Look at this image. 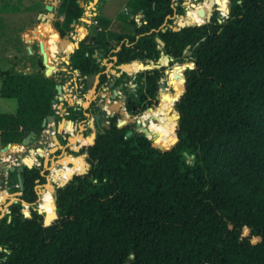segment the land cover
I'll list each match as a JSON object with an SVG mask.
<instances>
[{"label": "trees", "instance_id": "1", "mask_svg": "<svg viewBox=\"0 0 264 264\" xmlns=\"http://www.w3.org/2000/svg\"><path fill=\"white\" fill-rule=\"evenodd\" d=\"M90 1L60 0L63 19L52 23L63 42L83 31L71 57L83 77L99 72L95 49L83 46L91 28L80 21V5ZM213 1L185 11L179 25L190 27L180 31L162 26L181 12L172 0L137 2L144 11L142 37L113 55L123 65L156 61V37L176 62L190 51L174 92L168 85L152 110L142 106L134 123L145 136H127L132 127L117 119L103 132L78 136L87 157L55 162L54 177L38 187V209L49 200L47 212L18 202L0 220V264H264V0H216L213 11L220 13L232 2L221 24L215 17L206 23L205 8ZM54 47L57 54L64 44ZM38 67L30 74L0 71V97L17 104L14 114H0L4 146L21 144L30 131L39 136L43 120L54 115L57 83L44 76L42 58ZM163 69L139 73L132 115L140 113V103L152 106ZM106 82L103 74L100 83ZM179 92L178 142L162 149L174 139ZM75 113L69 109L70 120ZM67 167L71 180L56 191L67 182ZM21 177V199L34 204L36 180L45 178L37 167H24Z\"/></svg>", "mask_w": 264, "mask_h": 264}, {"label": "rangeland", "instance_id": "2", "mask_svg": "<svg viewBox=\"0 0 264 264\" xmlns=\"http://www.w3.org/2000/svg\"><path fill=\"white\" fill-rule=\"evenodd\" d=\"M173 1H174L173 7L175 9L176 7L180 8L181 12L172 17H168V19L171 21L166 22L165 26L172 30L178 28V25L180 24V16H182L185 13V11H189L190 7H195V6H190L189 8L187 7L188 1L194 2L195 0H173ZM123 2L125 3L127 2V0H105L104 4H101L99 0H91L87 4L81 3L80 5L84 9V15L80 19V21L88 24L91 28V31L84 39L85 41L83 43V46H85L86 48L95 49L93 57L96 59V62H98L99 64V69H100L99 72L103 70L107 75V84L106 85L104 84L102 86L104 87L105 91L103 90V88H100V91H104L109 94L111 89L108 84L114 80L113 79L114 77L115 78L119 77L118 74H120V70L123 69L127 73H125L126 76H124L123 73H121L116 83H119L120 81H122L121 80L122 78H125L126 79L125 90L130 93L133 92L134 88H136V83L133 78L138 73L142 72L141 70L135 72L130 68L117 67V64L113 62V56H112L113 51L110 49V46L108 45L106 48L104 47V45L108 44L109 41L111 42L112 37L108 32V28L112 21V18L114 17L115 14L118 13V10L122 7ZM201 2L202 1H200V3ZM229 2L231 8L232 2L231 1ZM59 3L60 0H0V38L2 37L5 39H10V37H13L11 39V42L6 41L4 45V48L7 50L6 51L7 54L0 57V71L10 70L14 74L34 73L33 69L38 67V62L41 59L38 50V42L42 41L44 51L47 56V63L53 67V72L57 74V78L60 80L61 84L64 83V80L66 79L69 80V84L71 83L72 85V86L69 85L70 88L69 92H71L74 95V100L79 102H85L89 99L92 100L93 98L91 99L89 95L92 94L93 88L95 86H93L90 90L89 84L85 82L87 80L92 82V80L88 76L83 77L82 75H80L78 71L72 68V63H71V57L76 50V48H74L73 45L77 44L78 47H80V44H82L83 42L81 31L77 29L76 32L70 34V41L63 42L56 36V33L52 29V23L55 22L57 19L62 20L63 17L58 18V13H57L55 19L51 22V28L49 26H48L49 28L45 26L40 18V16L47 13L45 10L46 5H52L54 7V10L57 12ZM99 4L101 6L97 10V6ZM212 17H217V14L213 12ZM177 18L178 21L176 22ZM138 20H141L139 13L136 16L135 22H140ZM142 20H143V13H142ZM73 26L74 24L71 25V27ZM27 34L34 36L33 40H30ZM55 41L63 42L64 47L66 48H68L69 45H72L71 46L72 49L68 48L66 52H62V53L60 52L59 54H56V48L54 47ZM28 48H30L31 53H29ZM10 49H12V51H10ZM54 56L56 57L53 58ZM189 59H190L189 56H187V54L185 53L184 56L182 57L181 60L182 62L181 61L176 62L174 60L173 62H170L169 65L164 66L163 76L159 80V84L166 87H168L169 85V87L171 88L169 83L170 80L168 76L171 68L175 65H185L186 63H188ZM59 71H63L65 73L64 76L59 74ZM1 83H2V78H0V86ZM159 90L160 89H158V92ZM170 91L171 93L174 92L172 89ZM158 92L155 100L152 101V106L146 103L142 104L145 110L148 109L149 107L152 108L155 107L158 101L157 99ZM102 96L106 97V95H103L101 93L98 94L95 103H101L103 100ZM174 99L175 97L173 98V100ZM16 107H17L16 102L14 100H7L0 97V114H13L16 111ZM52 108H53V104H52ZM174 109L176 110L175 102H174ZM107 110L108 113L110 114L111 110L108 107ZM125 114H127L128 117L133 116L128 112H125ZM89 115L90 118L93 116L90 113ZM116 116L118 122L123 121L124 118L123 116L118 114ZM79 124H81L84 128H86V126L83 123H81V121L78 120L77 125ZM125 124H127V122H125ZM130 126H134V125H130ZM46 129L44 130L43 128V131L37 137L43 136V134H45V136L48 137L45 136L43 137L47 139V142L44 141L43 143L39 144L38 143L39 140L36 138L35 140L32 141L29 147L35 146L37 144H39V146L42 149H47L49 148V146H56L54 142L53 144L51 143L52 140H50L49 138L50 134L46 131ZM82 131L83 130L75 131L74 135H77L79 132L81 133ZM60 136H58V139L60 140L61 143H64V140L60 139ZM77 141L79 142V140ZM84 145L85 143L78 151L69 149L67 145V147L63 148V150L55 152L54 155L51 157L45 155L44 157H47L51 161L50 165H48V168L51 167L53 162H57L66 156H68L73 160L80 158L81 161H83L85 159L84 158L85 148L83 147ZM3 148L4 145L0 142V167L2 169H4L3 166L18 167L22 165V160H17L16 154L18 152H24V150L26 149H24L23 151H20V149L14 151L11 150L10 148L5 152H1ZM39 159L41 160V157ZM38 165L39 163H37L36 166ZM69 165L73 166L72 163H70ZM85 166L88 167L89 165L86 164ZM48 168L43 171V174L46 176L45 178L50 177L52 174ZM4 176L7 177L5 170H4ZM43 185L44 183L43 184L37 183V185L35 186L36 191L38 192V187ZM8 194L11 195L8 196ZM14 194H15L14 190L9 191L4 186L0 187V197L3 195L7 197L5 201L0 200V216L2 215L4 217L5 215H8L10 213L9 207L11 205L8 206V202L9 199H12L14 197ZM48 201L49 200H46L43 204H41L42 208H46L45 203ZM38 202L36 201L34 204H30L29 207L33 206L34 209L37 211L39 207ZM29 207H25V208H29ZM1 209H3L2 212Z\"/></svg>", "mask_w": 264, "mask_h": 264}, {"label": "water", "instance_id": "3", "mask_svg": "<svg viewBox=\"0 0 264 264\" xmlns=\"http://www.w3.org/2000/svg\"><path fill=\"white\" fill-rule=\"evenodd\" d=\"M228 0H226L227 2ZM45 10H46V14L40 16L42 22L44 25H47L51 28V22L55 19V16L57 14V12L54 10V7L52 5H46L45 6ZM227 12L228 14H230V8L227 9ZM181 17V16H180ZM212 18V15L208 18L207 22L206 23H209L210 20ZM229 18L228 17H224V16H220V12L217 11V17H216V20L218 23H225L226 20ZM204 23V24H206ZM203 24V25H204ZM163 27L165 26V24L162 25ZM202 26V25H200ZM186 27H190L189 25H178V28L176 29H173V31H180L181 29L183 28H186ZM191 27H199V26H191ZM81 40V39H80ZM155 41L156 43L159 45L158 46V49L160 50V56L159 58L156 60V61H152V60H147L145 62H141V61H137V63H142V65L144 66L142 68L141 71H152V70H160L161 68H163L164 66H167L169 64V62H173L174 59L170 56H168L167 54H165L164 52V47H165V43L159 38V37H156L155 38ZM60 43H63V42H60ZM74 48H78V45L75 44L73 45ZM189 47H187L188 49ZM38 50H39V54L42 58V66H43V74L45 77L49 78H54V80H56L58 82V84L55 86V90H56V96L54 97L53 99V103H55V101L59 102V106H57V109L60 110V121H56V116L55 115H50L48 117H46L43 122H42V128H44V130L46 128H49V129H46V131L50 134L49 138L50 140H52L56 146H53L51 148L48 149V154L46 155H54V153L58 150H63L64 147H67L68 145V148L71 149L69 147V144L72 143V138H73V135L75 133V124L72 120H66L65 116L67 115L66 114V109L63 108V105L64 103L66 102L68 105L70 106H74V105H78V106H81L82 108H88L89 105H90V99L85 101V102H75L74 100V97H73V94L71 92H68V90L66 89H63L62 85H60V81L59 79L56 77V75L54 74V72L52 73V69L53 67L50 66L48 63H47V56H46V53L44 51V47H43V43L42 41H39L38 42ZM28 51L29 53H31V50L30 48H28ZM185 53L187 54V56H190L191 55V52L190 51H185ZM162 58H166V63L165 64H162L161 63V59ZM114 60H116V58L114 57ZM149 63V64H148ZM122 66H126V65H120V67ZM186 65H175L171 68L168 76H169V80H171V83H173L174 81H177V78H176V74L180 71H183L186 69ZM38 71L40 72V69L39 67L37 68H34L33 69V72L35 71ZM64 74V73H63ZM98 74H95V75H90V79L92 80H98ZM66 82H68L66 80ZM69 86V83H67L65 85V87L68 88ZM162 85L160 84V87ZM118 93L115 91L114 92V95L116 96ZM94 96V88H93V92L91 94V99L93 98ZM181 96V92L178 93V95L175 97V99H178L179 97ZM175 99L173 100L175 102ZM122 101L124 102V97L122 96ZM107 103V99L105 100V104L104 103H101L99 104L100 105V108H101V112L100 114H95L94 117L96 119V124L99 128H102V127H106L107 129H109V124L107 123V117H108V111L105 107ZM110 110H111V114L109 116H113L115 113L121 115L124 117V114H125V111L124 109H118L119 108V105L116 103V104H113L112 106H109L108 107ZM149 110H152V107H149L148 108ZM95 110H98V108H96ZM176 114H177V124H176V127L174 129V139L172 141V143L169 145V144H164L163 146H166V147H160L162 149H168V148H171L173 146H175L178 142V134H177V131H178V121L180 120V113L175 110ZM86 116H90L88 113H86ZM134 120H135V116H131L129 118H126L124 117L123 118V122H127L128 125H134V132L135 133H143L144 136L146 134V130L145 129H142V132L139 131V123H134ZM79 130H85V128L79 124ZM89 126L91 128H93V122L92 120L90 119L89 120ZM142 127V126H141ZM94 132V131H92ZM133 134V131H129L127 133V136H131ZM64 136L66 137V140H67V144L64 146L62 144H60L59 140H58V136ZM79 137H81L82 139H86V137L84 136L83 133H78L77 134ZM43 136H45V134H43ZM43 136H40V137H37V135L33 132V131H30L29 133H25L24 135V138L23 140L21 141V144H20V151H23L24 149V152H18L16 154V158L17 160H22L23 161V166L28 168V169H31L33 166H36L37 163H39V159L37 158L38 156H41L42 155V152L44 153V151L40 148L39 144L43 143L44 141L47 142V139H45ZM45 137H48V136H45ZM38 139V143L37 145H35L34 147L32 148H29V145L32 143L33 140L35 139ZM146 138V137H145ZM148 139V138H147ZM149 140V139H148ZM154 144V143H153ZM156 145V144H155ZM77 150L78 151L81 147H82V144L81 143H78L77 145ZM169 146V147H168ZM12 147V144H7L6 146H4V148L1 150V152H5L6 150L10 149ZM21 153V154H20ZM183 155L185 156V158L187 160H192L191 163L193 164V159H194V156H190L188 155L187 153H183ZM87 157V154L85 153L84 154V158ZM51 161L47 158V157H44L43 158V162H42V166L45 169L48 168V165H50ZM23 166H18L17 168H15L14 166H3L4 169L8 172H12V171H16L17 173V180H18V183H19V188L21 190H23V181H22V177H21V173L23 171ZM42 176L45 178L46 176L43 174V171L41 172ZM2 176V174H0V177ZM71 180V178H70ZM70 180L68 182H66L65 184H62L61 186H58L56 188V191L57 189L59 188H62L64 187L66 184H68L70 182ZM45 185H48V178H45V183L43 186ZM35 191H36V188H35ZM56 191H55V194H56ZM36 194L38 196V199H37V202L39 200V194L38 192L36 191ZM11 194H8V196H10ZM19 196H21V193L20 192H17L14 194V197H13V200L9 199V202H8V206L12 205V204H15V203H18L20 202L24 207H29L30 204L27 203L26 201L18 198ZM3 197H5L3 199ZM1 200L5 201L7 199L6 196H1L0 197ZM38 211V214H41L40 211L37 209ZM3 218V216L1 215L0 216V220Z\"/></svg>", "mask_w": 264, "mask_h": 264}, {"label": "flooded vegetation", "instance_id": "4", "mask_svg": "<svg viewBox=\"0 0 264 264\" xmlns=\"http://www.w3.org/2000/svg\"><path fill=\"white\" fill-rule=\"evenodd\" d=\"M138 1L142 2V0H127V2H125V3L123 2L122 7L118 10V13L115 14L114 17L112 18V21H111V23L109 25V28H108V32L110 33L112 39H111V42L110 41L108 42V45L110 46V49L113 51V54L116 53V52H118L119 50H121V48H122L123 45H126V46H134V44L136 43V41L139 40L142 37V32L140 30L142 29V13H144V11L142 10V8H138V5H137V2ZM172 2H173V5H172V7H173L174 6V1L172 0ZM101 4H104V3H101ZM100 6H101L100 4L97 6V10L100 8ZM173 9L175 10V12H177L178 9H180V8H177L176 7V9H175L173 7ZM138 13L140 14V19L141 20H138L140 22H135L136 16H137ZM215 13L217 14V11ZM143 17H144V15H143ZM131 38H134V41H131ZM112 56H113V62H115L117 64V67L120 68V65H123V64L117 63V57L114 56V55H112ZM114 57L116 58V60H114ZM137 61H141V60H137ZM137 61H135L134 63L136 64ZM95 62H96V59H95ZM96 63L98 64V62H96ZM124 65H126V68H129V65L130 64H124ZM98 67H99V64H98ZM63 73L64 72H60V74H63ZM121 73H123V75L126 76L125 73H127V72L124 71L123 69L120 70V74H118L119 77H120ZM64 74H63V76H64ZM97 74L99 75L98 76V80H92L91 79L92 80V84L90 86V90H91V88L93 86H95V87H94V96H93V99L90 101V105H89L88 108H85L84 109L82 107H79L78 105L76 107L69 106L66 102L63 105V108L66 109V114H67L65 116L66 120H70L69 119V117H70L69 109L70 108H73V109H75L77 111V113H75V118L76 119L75 120H72L74 122V124L76 125L75 126V129H76L75 131H78L79 130V126L77 125V122L79 120V121H81V123H83L86 126L85 130L81 132V133L84 134V136L86 138L89 135L93 134L94 132H103L104 130H107L106 127L99 128L97 126V124H96V119L94 117L95 114H100L101 108H100V105L99 104H101V103H104L105 104V100L106 99H107V101L109 103V105H107V106L105 105L106 109H107V107L112 106L113 104L119 103L120 104V107L122 109H124L125 112H128V113H130L128 111V107L130 106L131 108H133L135 105H137V101H138V97H137L136 93H137V90L139 88V81H138V75H139V73L133 78L134 81H135V83H136V88H134L133 92L130 93V92H128V91L125 90V85H126V83H125L126 82V79L125 78H122L121 79L122 81H120L119 83H116L119 77H117V78L114 77L113 78L114 80L111 83L108 84L110 86V89H111L110 94L107 93V92H104L105 89H104V87H102L104 84L106 85L107 82L104 83L103 85H101V83H100L101 82V76L103 74H105V72L102 70V71L98 72ZM106 77H107V75H106ZM66 80H64V83H62V84H61V82H59V83H60V85H62V87L64 86V89L65 90L66 89L69 90L70 89L69 86H68V88L65 87V85L67 83H69V80H67L68 82H66ZM85 82H87V84H89L88 83V80L85 81ZM56 83H57V81H56ZM69 85L72 86L71 83ZM100 88H103L104 91H100ZM158 89H160L159 82H158ZM158 89H157V92H158ZM115 91L118 93L116 96L114 95V92ZM157 92H156V96H157ZM100 93L103 94V95H106V97L105 96H102L103 100H102L101 103H95V100H96L98 94H100ZM122 96L124 97V102L122 101ZM73 97H74V95H73ZM122 104H123V106H122ZM156 105H157V103H156ZM141 106H142V103L138 104V108H139L140 113L137 114V115H133V116L136 117V116H138V115H140L142 113V110H141L142 107ZM96 108H98V110H95ZM56 113L57 114H55V111H54V115L56 116V121H60V110L57 109V106H56ZM86 113H88V114L90 113L93 116L90 118V116L89 117L86 116ZM117 114L115 113L113 116H109L108 115V117H107V123L109 124V126H110L112 120L117 118V116H116ZM90 119L93 122V128H91L89 126V120ZM131 127H132V130L131 131H134V127L135 126H131ZM92 131H94V132H92ZM66 137H64L63 135L60 136V139L64 140V143H61L60 140L58 139L59 142L61 144H63V145L67 144L66 143L67 142ZM29 148H31V147H29ZM49 148H47V149H42L41 148L44 151V153H42L41 156H38L37 157L38 159L41 157V160L39 159V165L38 166H33V167H37L39 169L40 176H42L41 172L44 171V168L42 166V162H43V159L42 158L46 154H48V149ZM58 151H60V150H58ZM58 151H56V152H58ZM48 156L51 157L52 155H48ZM21 166H23V161H22V165ZM15 168H17V167L15 166ZM23 169H24V166H23ZM4 170L5 169H2L0 167V174H2V176L0 177V187L1 186H4L9 191L10 190H14V193L20 192L21 193V196H22L23 190H21L19 188V183H18V180H17V173H16V171L14 170L12 172H10V171L7 172L5 170V172L7 174V177H6V176H4ZM37 183H39L38 180H36V184ZM21 196H19L18 198L21 199Z\"/></svg>", "mask_w": 264, "mask_h": 264}, {"label": "bare ground", "instance_id": "5", "mask_svg": "<svg viewBox=\"0 0 264 264\" xmlns=\"http://www.w3.org/2000/svg\"><path fill=\"white\" fill-rule=\"evenodd\" d=\"M200 1H202V0H195L194 2H192V1H188L187 2V7L189 8L190 6H195V7H199V6H201V3H200ZM215 2H216V0H214L213 2H210L209 3V5H208V7L207 8H205V14H206V18L208 19L211 15H212V13L214 12L213 10H214V6H215ZM224 13H227V15H226V17H228L229 16V14H228V12L227 11H222L220 14H224ZM185 20V16L184 15H182L181 17H180V23L181 22H183ZM45 26H47V25H45ZM48 27V26H47ZM49 28V27H48ZM83 31H81V33H82ZM41 33V32H40ZM42 34V33H41ZM27 36L29 37V39L30 40H33V38H34V36H31L30 34L28 35L27 34ZM71 46L72 45H69V49L71 48ZM68 48H66V47H64L62 50H60L57 54H59L60 52L62 53V52H66L67 50H68ZM72 49V48H71ZM70 52V51H69ZM56 56H54L53 58H55ZM165 61H166V58H162L161 59V63L162 64H165ZM122 67H126V66H122ZM144 66L142 65V63H136V64H133V65H130L129 66V68L131 69V70H134L135 72H137V71H139V70H142V68H143ZM95 83V82H94ZM176 85V81H174L173 83H172V85H171V88H173L174 86ZM171 88H169V91L171 90ZM167 89H166V86H161L160 87V92H164V91H166ZM171 92V91H170ZM118 105H119V108L118 109H122L121 107H120V104L119 103H117ZM107 105H109V103H108V101H107V103H106V106ZM78 135H73V138H72V144H69V147L71 148V150H75L74 149V144H77L78 143ZM85 143V140H83V144ZM53 144V143H52ZM82 144V145H83ZM50 145V144H49ZM11 150H14V151H16V150H19V146H17V145H12V147H11ZM10 151V150H9ZM43 153V152H42ZM67 157V158H66ZM66 157H64V158H66V159H71V158H69L68 156H66ZM56 166H57V164L55 163V162H53V164L51 165V167H49L48 169L50 170V172L52 173L51 174V176L50 177H48L49 178V180L50 179H52L53 177H54V175L56 174V172H57V170H56ZM68 168V179H67V182H68V180H69V178H70V168L69 167H67ZM46 186V185H45ZM40 187H42V186H40ZM57 188V187H56ZM55 188V189H56ZM5 197H3V199H4ZM1 200V199H0ZM40 202L42 203L43 202V200L42 199H40ZM39 203V202H38ZM5 210V209H4ZM39 211H40V213L41 214H43V213H46L47 212V209L46 208H43V211L41 212V210L40 209H38ZM3 211V209H1V212Z\"/></svg>", "mask_w": 264, "mask_h": 264}, {"label": "crops", "instance_id": "6", "mask_svg": "<svg viewBox=\"0 0 264 264\" xmlns=\"http://www.w3.org/2000/svg\"><path fill=\"white\" fill-rule=\"evenodd\" d=\"M13 37H10V39H5V38H0V57H2V56H4V55H6L7 54V50L4 48V45H5V43H6V41L7 42H11V39H12ZM8 44V43H7ZM10 51H12V49H10ZM60 72H63V71H59V74H60ZM54 74H55V72H54ZM56 75V77H57V74H55ZM61 75H63V74H61ZM56 81V80H55ZM88 83H89V86H91V84H92V82H90V81H88ZM57 84H58V82H57ZM67 88V87H66ZM63 89H64V86H63ZM70 91V89L68 90V92ZM77 102V101H76ZM52 104L53 105H56V106H59V102H57V101H55V103H53L52 102ZM16 106H17V104H16ZM70 106V105H69ZM77 105H74L73 107H76ZM79 107H81V106H79ZM85 109V108H84ZM16 110H17V107H16ZM16 112V111H15ZM14 114V113H13ZM55 114H57L56 113V111H55ZM50 128V127H49ZM45 132V131H44ZM51 143H53V141H51ZM12 145H17V146H19V149H20V144H12ZM32 147H34V146H32ZM31 147V148H32ZM50 148L51 147H53V146H49Z\"/></svg>", "mask_w": 264, "mask_h": 264}, {"label": "built area", "instance_id": "7", "mask_svg": "<svg viewBox=\"0 0 264 264\" xmlns=\"http://www.w3.org/2000/svg\"><path fill=\"white\" fill-rule=\"evenodd\" d=\"M54 111H56V105H53V108H52Z\"/></svg>", "mask_w": 264, "mask_h": 264}, {"label": "snow or ice", "instance_id": "8", "mask_svg": "<svg viewBox=\"0 0 264 264\" xmlns=\"http://www.w3.org/2000/svg\"><path fill=\"white\" fill-rule=\"evenodd\" d=\"M27 215V213H25Z\"/></svg>", "mask_w": 264, "mask_h": 264}]
</instances>
